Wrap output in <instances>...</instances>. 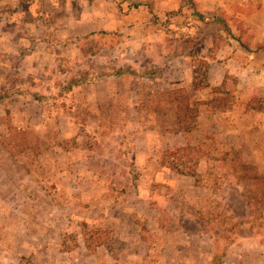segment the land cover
<instances>
[{
	"label": "rangeland",
	"instance_id": "374dc122",
	"mask_svg": "<svg viewBox=\"0 0 264 264\" xmlns=\"http://www.w3.org/2000/svg\"><path fill=\"white\" fill-rule=\"evenodd\" d=\"M91 1L0 0V264H264V198L256 200L255 185L226 157L235 151L238 162L255 164L245 153L209 132L191 139L184 130L190 116L179 142L163 147L164 125L130 119V91L115 88V97L96 105L79 86L124 75L142 107H174L168 93L179 88L153 89L137 76L159 70L147 64L151 45L166 48L165 57L191 51L203 83L209 59L230 38L226 17L236 11L201 24L193 22L200 14L192 0L178 7V0ZM81 13L89 15L73 23ZM71 32L81 38L80 53L60 61L66 72L51 89L49 43ZM29 52L45 55L34 80L19 70ZM87 67L94 71L83 73ZM235 83L227 75L225 94L212 87L210 98L228 97L224 110L231 108ZM180 88L190 104L202 102ZM253 96L246 107H264ZM94 110L99 120L88 118ZM139 124L150 130L148 147L133 137ZM185 145L199 149L178 161L165 156ZM255 165L264 176V166ZM175 167L196 169L194 187Z\"/></svg>",
	"mask_w": 264,
	"mask_h": 264
},
{
	"label": "crops",
	"instance_id": "0c3cea01",
	"mask_svg": "<svg viewBox=\"0 0 264 264\" xmlns=\"http://www.w3.org/2000/svg\"><path fill=\"white\" fill-rule=\"evenodd\" d=\"M95 1H91V6L96 3ZM192 1L197 12L201 15V17H195L193 20L195 23L205 24L207 21H212V24H215L222 20L221 17H225L224 15L220 16L219 12L229 15L235 13L234 10L236 11L232 17H226L228 26L231 29L230 38L228 37L226 43L215 50L214 58L212 57L213 59H209L208 61L206 71L208 85L198 89L194 88L195 65L192 61L193 53L191 51L185 50L174 56L165 57L166 48L162 49V46L153 44L151 46L155 47V50L151 52V61L147 64L149 66L153 65V68L155 67L159 70L156 75H149V72L144 74V72L139 73L137 76L140 79L149 81L148 85L152 86L153 89L169 90L184 87L186 91L193 93V97L203 102L211 97L212 87L220 86L225 78L227 79V75H233L236 83L235 99L231 108L227 110H214L207 104L201 103L196 115V126L191 131H188L187 135L192 136L193 138L191 139L198 141L203 133L209 132L225 147L245 153L251 162L257 164L259 167H263L264 161L259 157L262 154L264 156V110L258 111L247 108L246 105L253 95L264 99V50L259 48L261 45L264 46V0ZM183 4H185V0H178L175 2V7L182 6ZM167 6L170 7V3H167ZM65 15H69V18L71 17V13L69 12L68 14L65 12ZM81 15L79 16L80 18L77 17L76 22L73 19V23L80 24L89 14L81 13ZM93 19L96 20V18ZM55 36L59 37L58 41L55 39L54 43H49V46H51L47 53L50 65L49 73H51L47 81L51 89L60 86L56 81V75L66 72L63 69L65 65H60V61L64 59L63 62L65 64L69 58L73 57V53H80L79 44L81 38L76 39L75 36L77 35L71 32ZM207 39L211 40L210 35H207ZM74 40H77V43L73 42ZM56 42H59L57 43L58 45ZM62 42L66 43V45L62 44ZM99 45L97 46V50H101L99 52L101 54L104 49ZM210 46L212 44H209ZM73 50L75 52L72 53ZM44 56L40 54L36 56V52H29L25 57H22L21 66L19 67L21 75L25 77L29 76L32 80L36 79V73L41 72L39 60L42 62L45 59ZM135 64L138 65L137 62ZM86 69L94 71L91 67H87L82 70L83 73H86ZM133 70L139 72L137 66ZM91 75L89 74L88 76L91 77ZM79 86L81 88L84 87L86 96L90 94L91 97L95 98L96 105L105 97H115V88L119 87L125 91H130L131 110L128 112L131 116L130 119L141 122L152 120L164 125L161 135L162 146L164 144V146L171 148L179 142L183 129L177 117L176 107H170L168 103L162 101H159L160 107L158 108L142 107L139 102V92H133L132 86L124 75H108L106 81L101 77H93L92 79L79 81ZM88 118L99 120V111L94 110V112L88 114ZM142 124L145 123L143 122ZM142 124H139L140 127L137 126L140 129H136L137 131H135L133 137L136 143H145V146L147 145L148 147L150 143L149 138L151 137V134H149L150 130L142 126ZM159 149L160 147L157 146V150ZM185 177L189 181V185L194 187L196 184L194 177L189 175Z\"/></svg>",
	"mask_w": 264,
	"mask_h": 264
},
{
	"label": "trees",
	"instance_id": "16d2710c",
	"mask_svg": "<svg viewBox=\"0 0 264 264\" xmlns=\"http://www.w3.org/2000/svg\"><path fill=\"white\" fill-rule=\"evenodd\" d=\"M22 1V0H21ZM26 1V0H25ZM198 16V15H197ZM198 17H201V15H199ZM260 49L264 50V46L261 45L259 46ZM144 74H147L146 72ZM197 72L195 71V80L193 82L194 88L198 89L201 87H206L207 84V79H206V72L204 73L205 76V81L203 83L199 82L197 80L196 77ZM150 75V74H149ZM226 82V78L224 80V82L217 87H213L212 90L214 93H221L222 95L225 94L224 91V85ZM168 96L170 97V103L175 105L176 110H177V117L182 125V123L185 121L187 116H190L193 120V124L191 125H187L184 130L185 131H191L192 129L195 128V124L196 123V115H197V111H198V105H200L201 103H205L208 106H210L212 109L216 110H224L228 107H230L231 102H229L228 97H224V96H214L213 98H210L206 101L203 102H199V101H195L194 103H191L188 101V94L185 92V90L183 88H179L176 90H172L171 92L168 93ZM251 100H253L255 102L254 96L253 99L251 98ZM259 101V100H258ZM199 102V103H198ZM250 104V102H249ZM249 108L251 109H256L258 111H263L264 107L260 104H253V105H248ZM187 113H190V115H188ZM181 128L183 129V127L181 126ZM196 149H199L198 147L195 146H190V145H185L182 147H176L173 150H169L166 152L167 158L172 159V160H179L182 157V152H192L195 151ZM231 154L233 156V158L237 161L238 166L245 171V173L240 176V179H247L249 181H252V183L255 185L256 189H257V194H256V200L259 201V196H262V198H264V176L259 172L258 167L255 164H250V163H246L243 161L238 162V157L239 154L235 151H232L231 153L226 152V157ZM181 164H184L185 162H179ZM186 165V164H184ZM175 170L178 173H181L183 175H189L195 178V182L197 180V172L196 169L194 168H187V169H180L175 167ZM246 200V199H245ZM246 203L249 204L250 202L248 200H246Z\"/></svg>",
	"mask_w": 264,
	"mask_h": 264
}]
</instances>
